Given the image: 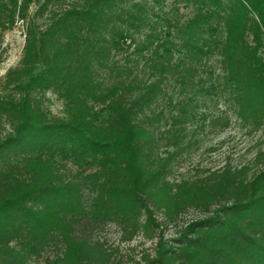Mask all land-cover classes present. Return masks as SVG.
I'll list each match as a JSON object with an SVG mask.
<instances>
[{
	"label": "trees",
	"instance_id": "1",
	"mask_svg": "<svg viewBox=\"0 0 264 264\" xmlns=\"http://www.w3.org/2000/svg\"><path fill=\"white\" fill-rule=\"evenodd\" d=\"M18 23L0 82V264H126L109 226L156 239L142 264H264V149L175 178L233 121L264 133V0H0V40ZM189 210L203 217L164 239Z\"/></svg>",
	"mask_w": 264,
	"mask_h": 264
},
{
	"label": "rangeland",
	"instance_id": "2",
	"mask_svg": "<svg viewBox=\"0 0 264 264\" xmlns=\"http://www.w3.org/2000/svg\"><path fill=\"white\" fill-rule=\"evenodd\" d=\"M24 43V29L18 23L11 30L6 31L0 40V82L5 73L18 65L21 58L22 47ZM264 55V49H263ZM46 107L55 117H63L62 103L57 100L55 94L48 92L46 94ZM222 145L218 146L220 142ZM205 146H218L215 152L204 153L203 151L193 154L176 170L175 178L181 176L189 177L196 173V169L218 170L225 163L232 166H241L252 161L254 154L261 149H264V133L250 134L239 124L232 122L229 129L220 136H213L204 139ZM160 219V215H157ZM203 215L194 210H189L185 213L174 226H166L161 228L164 239H172L176 237L177 231L185 227L193 220L202 218ZM161 234V233H160ZM159 234V235H160ZM101 240H104L106 245L111 249L118 250L117 255H120L126 261V264H142V258L145 255L153 254L155 240L144 239L141 235L134 238L132 242L123 243L120 240V234L113 227L109 226L101 235Z\"/></svg>",
	"mask_w": 264,
	"mask_h": 264
}]
</instances>
